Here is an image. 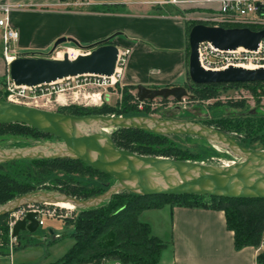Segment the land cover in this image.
Masks as SVG:
<instances>
[{
    "label": "water",
    "instance_id": "95a60500",
    "mask_svg": "<svg viewBox=\"0 0 264 264\" xmlns=\"http://www.w3.org/2000/svg\"><path fill=\"white\" fill-rule=\"evenodd\" d=\"M264 11V5H258ZM114 36L83 46L73 39L61 38L52 52L70 42L86 51L72 59L68 52L63 59L48 56H24L9 65V78L16 86L35 87L70 77L100 75L112 77L118 67L120 49ZM264 40V29L248 27H216L197 24L192 27L188 76L194 85L264 83V68L246 69L230 66L222 71L206 70L199 59V47L210 43L220 50L244 48L257 51ZM193 87L189 86L191 90ZM185 86L151 89L137 87L140 102L157 98H173L181 103L189 92ZM9 92L0 97V125L23 124L56 138L51 143L22 150L0 149V163L28 159H73L106 174L116 183L104 194L80 200L58 192H36L0 207V218L28 205L69 203L78 209L98 207L124 191L142 196H207L227 199H264V151H252L215 128L192 122L156 119L153 117L75 116L60 114L7 101ZM97 127L99 130H93ZM86 128L90 129L89 131ZM138 129L160 135H190L224 148L238 159L229 166H210L176 161L169 158L142 156L118 148L109 130ZM105 130H108L107 132ZM39 229L37 213L30 212L12 228V238L21 232L34 234ZM1 241V235H0Z\"/></svg>",
    "mask_w": 264,
    "mask_h": 264
},
{
    "label": "crops",
    "instance_id": "0c3cea01",
    "mask_svg": "<svg viewBox=\"0 0 264 264\" xmlns=\"http://www.w3.org/2000/svg\"><path fill=\"white\" fill-rule=\"evenodd\" d=\"M178 1L89 0L88 8L70 9L65 0H0V17L9 6L22 55L46 52L61 38L88 46L114 36L113 43L128 51L120 83L159 89L188 82V27L214 26L220 7L219 0ZM1 35L0 29V79L9 74ZM139 220L166 245L160 264H259L264 252V244L237 251L225 213L215 209L165 205L143 211Z\"/></svg>",
    "mask_w": 264,
    "mask_h": 264
},
{
    "label": "rangeland",
    "instance_id": "374dc122",
    "mask_svg": "<svg viewBox=\"0 0 264 264\" xmlns=\"http://www.w3.org/2000/svg\"><path fill=\"white\" fill-rule=\"evenodd\" d=\"M72 1L65 0L66 8L74 9L75 5L72 4ZM86 7L88 8V6L75 8ZM52 49L53 47L46 52L29 53L27 56L57 58L58 55L63 59L64 54L70 52V57L74 59L79 54L86 52L70 42L61 44L54 52ZM189 55L188 45V57ZM9 81V74L7 78L0 79V97L2 98L4 92L8 90ZM95 84L94 82L90 84L85 80L78 83L76 80L64 92L51 97L37 92L35 99L8 101L60 114H88L102 110V116H141L198 123L220 131L226 129L227 135L245 148L252 151H264V85L219 86L216 90L210 89L214 98L208 99L206 92L199 94L188 89L189 86L196 87L188 78V82L184 86L188 89L189 95L181 103H176L173 98H169L168 101L157 98L153 101L140 102L137 97V88H129V86L121 84L119 80L114 84L109 82ZM90 129L86 128L87 131ZM93 130L98 131L99 129L95 127ZM114 132L116 130H109L111 136L114 135ZM118 135L132 149H136L137 144L147 143L149 140L147 135L136 132H125ZM58 142L57 139L38 138L33 135L24 136L7 128H0V149L5 151L11 152L36 146L45 147L47 144ZM162 145H165L163 148L168 149L165 150L166 154L161 156L162 154L153 153L155 151L151 149V155L162 158L170 156L171 159L179 157L186 162L220 167L238 161L224 148L196 136L169 135ZM136 150L135 152H138V149ZM143 150L148 152L149 148ZM20 164L26 166L28 162ZM17 165H7L3 171H0V174L7 177L8 183L12 181L11 183L14 184L17 181L20 186L29 190L35 189L34 183L39 180L33 175L27 179L21 173L23 168ZM67 179L72 181L68 182ZM73 182L78 184V190L72 188ZM114 184V179L105 178L101 181L96 172L81 165L72 178L63 172L58 173L41 181L37 188L44 190L49 187H63L71 194L76 195L77 199L88 200L102 195ZM94 188L99 189L97 193ZM202 202L211 203L213 200L207 197ZM99 215L100 213H95L84 216L81 210L76 207L74 209L57 208L56 216L46 219L45 225L39 227L36 233L21 232L19 239H12L8 226L9 215L4 216L0 218V264H59L64 255L75 245L78 235L84 233L85 229L81 231L77 229L80 222L83 221L82 228L93 227L92 223L87 222L99 219ZM104 218L101 217V220ZM109 239L110 235H104L100 242L105 245Z\"/></svg>",
    "mask_w": 264,
    "mask_h": 264
},
{
    "label": "trees",
    "instance_id": "16d2710c",
    "mask_svg": "<svg viewBox=\"0 0 264 264\" xmlns=\"http://www.w3.org/2000/svg\"><path fill=\"white\" fill-rule=\"evenodd\" d=\"M193 26L195 25L192 24L188 27V38ZM251 29L258 30L255 27H251ZM253 85H264V83L195 85L196 87H193L191 91L199 94H205L206 92L208 99H213L214 95L210 93V89L216 90L219 86ZM129 88L134 89L137 87L130 86ZM102 113V110H100L88 114L75 113L74 115L93 116L96 114L102 115ZM0 128H7L16 134L24 136L33 135L38 138L48 137L56 139L53 136L45 135L30 126L23 124L0 125ZM221 131L227 134L226 129H222ZM116 132H114V135L112 136L116 146L137 153L138 155L159 157L151 155L150 150L152 149V151H155L153 153L162 154L161 156L166 154L165 150H168L163 148L165 145H162L165 143V139H167L168 136L138 129H118ZM125 132L141 133L147 135L149 140L147 143L137 144L138 147L136 149H138V152H135L137 151L135 148H129L124 140L121 139L119 135L117 136V134L121 135ZM148 148V152L143 150ZM153 148H156V150ZM164 158L171 159L170 156H165ZM172 159L186 162V160L179 157H174ZM22 162H28V164L24 166L20 164ZM7 165H17L22 167V175L27 177V179L33 175L34 178L39 180V182L34 183V186L36 187L35 189L31 188V190H29L26 187L20 186L17 181H15L14 184L11 183L12 181L8 183L7 177L4 174H0V207L5 206L9 202L20 197L34 194L38 191L58 192L66 196L77 198L76 195L71 194L63 187H49L43 190L38 189L37 186L41 181H45L49 177L62 172L69 176V178H72L81 165H85L89 170L96 172L100 176L101 181L105 178L113 179L112 177L95 170L83 161L73 159H22L0 163V171H3ZM70 181L72 180H68V182ZM72 188L78 190V184L73 182ZM94 190L97 193L99 189L94 188ZM105 192L106 191H104L103 194ZM204 198H207V196H142L129 191H124L114 195L111 200L106 201L98 207L80 209L84 216L100 213L98 216L99 219L96 218L87 222L92 223L93 227L87 226L82 228L81 225L83 221L80 222L77 229L78 231L85 229L84 233L78 235L75 245L64 255L59 264H103V260L119 261L122 264H160V256L166 245L159 238L152 235L149 224L141 222L139 216L143 211L160 209L165 205L191 208H211L217 211H222L225 213L227 228L234 233V243L237 251L246 247H261L264 237V199H227L208 197L213 200V202L208 203L202 202ZM101 217L106 218L101 220ZM104 235H110V239L105 245L100 242ZM19 238L20 237H18V239ZM257 262L259 264H264V252L258 255Z\"/></svg>",
    "mask_w": 264,
    "mask_h": 264
},
{
    "label": "built area",
    "instance_id": "2783aa9c",
    "mask_svg": "<svg viewBox=\"0 0 264 264\" xmlns=\"http://www.w3.org/2000/svg\"><path fill=\"white\" fill-rule=\"evenodd\" d=\"M172 3L180 4L178 0H170ZM212 1V0H208ZM220 7L218 13L211 18V24L216 27H255L258 30L264 29V11L260 10V5H264V0H219ZM67 2V1H66ZM73 5L85 6L89 0H73ZM2 17H0V29L2 39V53L4 59L9 66L10 63L19 57L27 56L22 55L16 48V43L20 38L19 31L11 24V8L4 6L1 8ZM128 54L127 50H120L118 67L116 73L112 77L100 76V75H82L77 77L65 78L56 82L41 84L35 87L28 86H16L11 80L8 84L9 96L7 101L16 102L19 99H35L36 93L41 92L46 96H53L54 94L62 93L66 88L74 81H89L99 84L107 83L114 84L119 80V69L125 61V57ZM199 59L203 68L212 71H222L230 66L239 67L254 66L264 68V40L260 43L257 51H249L244 48L237 50H220L215 48L210 43H203L199 47ZM84 78V79H82ZM95 84V85H96ZM16 99V100H15ZM8 101V102H9ZM233 162L232 164H234ZM231 164V165H232ZM229 166V164L227 165ZM48 206V207H47ZM53 207V208H51ZM57 207L54 204H41V205H28L18 209L17 211L9 214L8 226L12 234V228L14 225L24 219L28 213H37V220L39 227L45 225V220L55 217L57 214ZM13 239V238H12ZM103 264H122L119 261H107L104 260Z\"/></svg>",
    "mask_w": 264,
    "mask_h": 264
},
{
    "label": "bare ground",
    "instance_id": "6f19581e",
    "mask_svg": "<svg viewBox=\"0 0 264 264\" xmlns=\"http://www.w3.org/2000/svg\"><path fill=\"white\" fill-rule=\"evenodd\" d=\"M61 57L62 56H60L58 59H62ZM239 67H244L246 69H257L258 68V67H254V66H244V65H241ZM105 131L107 132L108 130H105ZM54 205L57 206V207H60V208H64V209H74V206L69 204V203H57V204H54Z\"/></svg>",
    "mask_w": 264,
    "mask_h": 264
},
{
    "label": "flooded vegetation",
    "instance_id": "af4514ba",
    "mask_svg": "<svg viewBox=\"0 0 264 264\" xmlns=\"http://www.w3.org/2000/svg\"><path fill=\"white\" fill-rule=\"evenodd\" d=\"M191 91V90H190ZM164 101H168V99H163ZM174 100V99H173ZM176 102V101H175ZM177 103V102H176Z\"/></svg>",
    "mask_w": 264,
    "mask_h": 264
}]
</instances>
